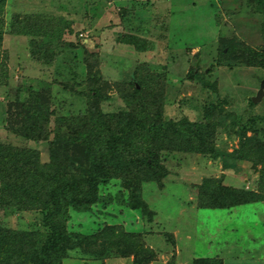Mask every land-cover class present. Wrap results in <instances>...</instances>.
Listing matches in <instances>:
<instances>
[{
	"label": "rangeland",
	"instance_id": "374dc122",
	"mask_svg": "<svg viewBox=\"0 0 264 264\" xmlns=\"http://www.w3.org/2000/svg\"><path fill=\"white\" fill-rule=\"evenodd\" d=\"M24 14L63 17L70 23L62 38L63 43L74 45L67 58L74 53L75 63L82 59L95 62L101 80L113 87L108 92L109 100L101 104L103 112L124 107L116 84L124 83L143 67L152 76L165 78L167 118L185 116L198 121L201 106L217 100L226 102L225 109L232 117L241 116L243 122L264 113V96L253 107L247 102L256 97L264 70L240 64L228 68L216 62L222 39L236 37L253 49L264 48L262 17L247 7L245 0H7L6 25L13 16ZM127 37H135V41L122 44L121 38ZM2 53L8 78L7 86L0 87V142L36 149L40 161L48 162L46 142H25L6 131L8 103L14 100L18 88L45 83L50 84L53 105L60 115L77 114L83 103L64 89L71 77L68 71L57 74L54 62L45 65L30 58L26 38L5 34ZM73 65L68 63V67ZM193 69L196 73L210 71L204 83L187 78ZM206 83L215 86L217 93ZM75 88L80 91L83 86ZM127 107L133 108L132 100ZM227 121L217 127L214 143L219 150L231 152L238 140ZM257 128L259 139L264 141V122L258 120ZM164 164L170 172L164 188L148 182L141 189L142 199L155 213L151 223L127 207L129 190L117 180L100 188L106 206L102 203L90 212L72 213L69 229L89 234L103 224L121 225L125 231L140 234L155 252L150 264H192L197 258L216 257L223 264H264V202L230 210L199 209L196 199L197 187L206 178H221L226 186L256 191L260 167L254 168L252 161L227 156L214 160L191 153H175ZM39 220L37 212L11 214L0 209V225L8 228L36 225L33 227L38 229ZM63 264H132V257L100 261L69 257Z\"/></svg>",
	"mask_w": 264,
	"mask_h": 264
},
{
	"label": "trees",
	"instance_id": "16d2710c",
	"mask_svg": "<svg viewBox=\"0 0 264 264\" xmlns=\"http://www.w3.org/2000/svg\"><path fill=\"white\" fill-rule=\"evenodd\" d=\"M247 7L262 17L264 40V0H245ZM7 0H0V87H6L8 67L2 53L4 35L27 39L32 60L56 65V73L68 71L70 80L65 90L82 103L77 114L60 115L54 108L50 84L16 91L8 103L5 128L25 142H46L48 162L40 161L38 150L0 142V209L37 212L36 225L12 229L0 225V264H63L69 257L103 260L109 257H132V264H150L155 252L138 233L125 231L121 225L103 224L89 234L71 231L72 213H87L99 204L105 205L100 188L111 181H121L128 191L125 204L138 211L151 223L154 212L142 199L144 183L153 182L161 190L170 172L165 161L175 153H191L223 160L225 156L252 161L260 167L258 190L246 191L223 184L221 178H206L197 187V208L230 210L238 206L264 202V141L259 139L257 121L264 113L242 121L225 109L226 102L201 106L198 121L182 116L164 115L165 78L138 67L116 91L124 107L116 112H103L101 104L109 100L113 88L101 80L96 63L87 59L76 62L67 58L72 43H63L70 23L63 17L15 15L6 25ZM135 37L121 38L131 45ZM218 50V66L235 64L264 70V48L256 50L236 37L222 39ZM62 54V57H61ZM58 55V56H56ZM68 63L73 66L68 67ZM80 69V71H79ZM190 70L189 80L204 83L209 74ZM80 80V83L76 81ZM264 82V79L262 80ZM77 84V85H75ZM82 85L78 91L75 86ZM217 93L215 86L206 83ZM122 87V89H121ZM132 91V96L130 95ZM133 101V108L127 107ZM249 107L254 103L247 99ZM53 118V126L50 127ZM229 127L238 145L231 152L215 145L218 126ZM252 133L247 136V133ZM264 134V129L261 131ZM110 200H108V203ZM33 227V228H32ZM192 264H223L216 258H197Z\"/></svg>",
	"mask_w": 264,
	"mask_h": 264
},
{
	"label": "water",
	"instance_id": "95a60500",
	"mask_svg": "<svg viewBox=\"0 0 264 264\" xmlns=\"http://www.w3.org/2000/svg\"><path fill=\"white\" fill-rule=\"evenodd\" d=\"M264 96V82H261L260 85V89L258 90L256 97L252 98V102L253 103H257L258 101H260L262 99V97Z\"/></svg>",
	"mask_w": 264,
	"mask_h": 264
}]
</instances>
